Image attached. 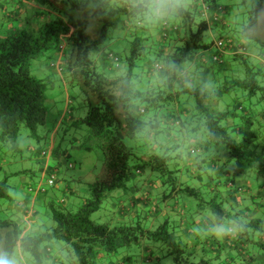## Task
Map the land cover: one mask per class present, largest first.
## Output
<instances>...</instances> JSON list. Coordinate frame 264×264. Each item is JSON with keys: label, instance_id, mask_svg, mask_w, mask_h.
Returning a JSON list of instances; mask_svg holds the SVG:
<instances>
[{"label": "trees", "instance_id": "trees-1", "mask_svg": "<svg viewBox=\"0 0 264 264\" xmlns=\"http://www.w3.org/2000/svg\"><path fill=\"white\" fill-rule=\"evenodd\" d=\"M207 5L213 7L216 23L230 11L216 0H188L178 22L146 27L132 18L127 0H0V146H9L22 159L25 148L30 158L46 159L48 165L54 157L60 164L72 157L62 148L66 133L84 124L87 140L101 149L104 157L96 176L89 171L94 175L91 196L83 198L77 210L66 200L77 192L65 178L70 185L60 206L48 203L54 222L49 242L65 243L69 264H159L166 259H172V264H264V201L247 198L246 189L239 184L246 176L264 182V59L252 61L245 74L238 65L214 61L220 51L212 53L213 43H203L204 34L212 27L202 15ZM258 19L256 9L241 39L250 36ZM119 28L126 41L120 52L107 44L110 31ZM230 39V49H236L234 61L241 60L244 56L239 54L238 39ZM241 45L246 52L250 50ZM51 47L61 62L49 57L48 67H57L63 78L81 88L87 113L74 117L69 100L48 128L53 120L49 122L47 101L58 98L50 95L51 77L37 78L31 67ZM165 56L192 64L199 79L214 87L201 94L199 89L191 92L153 83L151 69ZM120 69L138 83V94L144 97L139 113H131L113 95L114 74ZM233 94L235 101L227 102L221 110L219 104ZM246 100L256 107H248ZM58 106L59 102L51 107ZM146 113L151 115L148 120L141 118ZM59 116L65 120L57 131ZM146 122L157 131L155 142L138 138ZM23 127L38 147L25 144ZM45 127L47 130L41 131ZM203 127L212 132L211 138L201 134ZM192 132L198 145L188 150L185 160L181 142L192 138ZM129 140L134 144L128 146ZM87 149L92 150L90 146ZM193 149L201 152L192 154ZM202 157L206 159L200 160ZM215 157L222 163L215 162ZM6 158L0 153V168ZM74 167L70 164L68 169ZM11 175L0 182V219L14 215V207H22L10 195ZM194 179L202 188L192 185ZM134 187L141 197L134 208L125 198L128 205L122 211L129 216L119 220L122 211L110 206L120 205ZM155 191L163 202L173 203L171 207L181 206L180 211L154 222L143 206L146 195L150 198ZM23 202L30 204L31 196L26 195ZM105 202L109 218L107 215L104 222L99 218L103 224L96 223L92 215ZM26 209L31 211L30 206ZM208 210L226 219H242L244 230L223 238L205 232ZM138 257H144L142 262H136Z\"/></svg>", "mask_w": 264, "mask_h": 264}, {"label": "rangeland", "instance_id": "rangeland-1", "mask_svg": "<svg viewBox=\"0 0 264 264\" xmlns=\"http://www.w3.org/2000/svg\"><path fill=\"white\" fill-rule=\"evenodd\" d=\"M216 2L218 3V5L228 7L230 11L227 14V17H225L222 21L216 23L217 19L215 16H213V7L207 5V21L212 24V27L208 32L204 34L203 43L207 45L213 43L212 53H216L218 52V50L214 43L221 38L230 39L231 37H233L238 39L239 42H245L247 44L246 46L250 47V50H247V52L244 50V48H242L243 46L239 42L237 43V47L240 51L239 54L243 55L244 57L241 58V60L236 59L235 61L233 58H229V61L226 62V65L229 64L230 66L232 65V67L238 65L240 71L245 74L247 72L248 66H252V61L259 62L257 59H264V45H262V43H264V36H261L259 32L261 24L264 23V1L261 2V0H216ZM256 9L258 10L259 21L254 28L250 29L249 33L251 34V37L245 36V39H241L243 33L246 32V27L250 23V19L253 16V11ZM214 17L216 19V22L213 19ZM197 22H200V19H198ZM123 35L124 31H122L120 28L116 30L112 29L110 31L111 38L108 40L109 42L107 44H109L115 50H118V52H120L122 46H124L126 42L122 40V38H124ZM253 37H256L257 39L254 40ZM54 48L55 47H51L47 52L42 54L40 58H38L32 63L31 67V70L35 77L43 79L48 78V76L51 77V81L53 84L52 88L50 89V95L54 94L56 96L55 98H58L57 102H59V106L57 109L52 108L51 104H49V122L51 118L53 121L49 123L48 128H50L52 123L54 122L59 107L63 109L64 105L69 100H71L70 106L73 110L74 117L80 118L85 116L87 113V108L83 100L81 88L78 85L71 83L69 78H63L62 75L58 73V69H56L57 67L51 68L50 70L46 68V65H48L49 57H52V59H55L57 61L59 60V58L55 56V53H52L54 52ZM252 52H254L255 55L258 56L256 57L257 59H253ZM259 55L261 56L260 58ZM54 72L57 73L52 75ZM240 96L241 93L238 97ZM191 98V103H194V98ZM49 99H52V97H49ZM235 99L236 96L234 94L229 95V98L226 97V99L224 100L225 103H222L221 106L223 108H226V103L228 102L229 104H231L235 101ZM245 102L247 106L251 107L252 109L256 107L252 105L251 100H246ZM150 116V113H146L143 114L141 118L144 120H148ZM45 130H47V127L41 129V131ZM21 134L22 138L25 140V144L32 143L33 146L38 147V142L35 141L34 138L29 136V130L26 127L22 128ZM191 134L192 138H189L186 141L183 140L181 142L180 151H182L185 160H187L188 150L191 147L193 148L198 145L196 143L198 141L195 139L197 138V136H194L193 132ZM49 136H51V134ZM87 137L88 127L86 125L81 124V126H75L71 128L66 133L65 138L62 141V148L63 150H67L68 152H70L72 157L68 160H64L62 162V165H60L59 161L55 160L54 157H50L48 163L53 168L50 170L48 169L46 159H36L35 157L30 158L29 152H26V150H24L25 148L23 149L25 157L22 159L19 154L15 156L10 150L9 146H0V153H5V155H7V163L5 165L3 164V170L0 171V182L3 181L7 175H11L12 173H14V175H11L12 177L9 178L10 195L17 202L20 201L24 203L23 201L26 195L35 198V196L41 191L40 196L43 198V200L46 201L48 199V201L50 200V202L52 200L54 201V206H60V201L64 196L62 194V190H60V187L64 186V182L66 179L70 180L72 187L77 191V193L74 196H69V200L71 201V203H73V201L76 202V206L74 205L75 207L73 206V208L74 210H77L82 205L81 202L83 198H90V183L94 181V175L96 176L97 173L100 172L104 159L101 149H98L92 143V141L87 140ZM74 138L77 139V142L76 140H74ZM42 141L44 142L46 141V139L43 138ZM59 142H61V140ZM131 144H134V141L129 140L128 146H130ZM89 146L92 148V150L87 149V147ZM205 159L206 157L200 158V160ZM214 159H216L215 162L222 163L221 160H217L219 159V157H215ZM70 164H73L75 167L73 169H68ZM55 168H57L58 170H54ZM90 170L93 171V176H91V174L89 173ZM53 172H56L57 179L59 180V182L57 180L56 185L51 186L49 184V178L51 177ZM64 178L65 180L63 181ZM243 180H246V182H249L251 185L254 186V195H256L257 193L262 194V197L260 199L256 198L255 200L257 202H263L264 186L262 185L264 184V182L262 180H259L255 176H246L243 178ZM192 181V185L202 188L203 185L200 186L199 180L194 179ZM45 201L44 203H42L41 206H38V210L40 211V216L46 221L50 228L54 224L51 215L52 211L51 206L45 203ZM106 205L107 202H105V206H103L98 213L92 215V219L94 222L103 224L104 218L107 215V218H109V214H107L109 208ZM14 210L17 212L16 207H14ZM99 218H102L103 222ZM51 245L53 246L54 251L57 250L56 246H59V250H61L63 254L67 256V251L65 249L67 247L65 243L61 241H55V243ZM137 255H140L139 251L137 252ZM144 257L141 259H144ZM211 257L212 256H209V258ZM135 259L136 262H142L139 257ZM159 264H172V259H166L165 262L162 261Z\"/></svg>", "mask_w": 264, "mask_h": 264}, {"label": "clouds", "instance_id": "clouds-1", "mask_svg": "<svg viewBox=\"0 0 264 264\" xmlns=\"http://www.w3.org/2000/svg\"><path fill=\"white\" fill-rule=\"evenodd\" d=\"M188 7V0H127V8L134 20L150 27L170 21L178 22L183 11ZM264 36V23L259 28ZM253 39H257L253 37ZM151 80L161 86H175L201 94L208 93L214 86L210 81H201L196 68L187 62L179 63L167 56L158 60L151 69ZM137 81L123 69L114 74L113 95L133 113L143 109L144 97L138 94ZM203 136L211 138L212 132L203 127ZM138 138L155 142L157 131L147 123L138 133ZM208 226L205 232L218 238L232 236L243 231L245 221L235 218H224L212 210L206 213ZM200 231V229H196ZM49 225L33 211L23 207L12 216L0 219V264H69L59 246L53 250L48 239Z\"/></svg>", "mask_w": 264, "mask_h": 264}, {"label": "crops", "instance_id": "crops-1", "mask_svg": "<svg viewBox=\"0 0 264 264\" xmlns=\"http://www.w3.org/2000/svg\"><path fill=\"white\" fill-rule=\"evenodd\" d=\"M214 19V21L216 22V19H215V17L213 18ZM250 36H251V34H250ZM160 37H158L157 36V39H159ZM241 44H245V45H247L245 42H240ZM234 51H236V49L234 50H231V49H229L228 51H224V52H222L221 53V55L223 56V59H224V61H228L229 60V58H233L234 57V55H235V52ZM252 54H253V59H257L256 57H258L257 55H255V53L254 52H252ZM56 55V57L58 58V57H60V55H58V54H55ZM255 55V56H254ZM60 62H61V60H59ZM261 64L262 65H264V62L262 63L261 62ZM46 68L47 69H51V68H49L48 67V65H46ZM55 73H57V72H54L52 75H54ZM47 103H48V105L49 104H51V106L53 107L54 105H55V103H57V101L56 102H54L52 99H50V100H48L47 101ZM222 103L221 104H219V108L222 110V109H224L222 106ZM60 111H61V108H59L58 109V112L60 113ZM58 113V114H59ZM58 122H59V125H57L56 126V130L57 131H59L63 126L61 125V123H63V121L65 120H63L62 121V117L61 116H59L58 118ZM51 127H52V125H51ZM55 130V131H56ZM4 163V165L7 163L6 161L5 162H3ZM48 165H49V163H48ZM60 165H62V162L60 163ZM48 169H49V167H48ZM1 170H3V167L2 168H0V171ZM215 172V171H214ZM64 183H67L66 185H64V186H61L60 187V190H62V194L65 196V191L67 190L66 188H68L67 186H69L70 185V182L69 181H67V182H64ZM239 184H241V185H243V187L246 189V191H245V193L247 194L246 195V197L247 198H249V199H252V200H255L256 198H258L259 196H260V194L259 193H257L256 195H254V186L253 185H251L249 182H241V183H239ZM145 191V187H144V185H143V191L142 192H144ZM77 192V191H76ZM75 192V193H76ZM40 194L41 193H38L36 196H35V198H32L31 197V203L30 204H32V205H30V204H27L26 205V203H22V202H20V205L23 207V208H27V207H31V211H33L34 213H36V214H39L40 215V211L38 210V206H41L42 205V203H44V201L45 200H43V198L40 196ZM229 194V193H228ZM47 196V195H46ZM151 196V195H150ZM141 197V193H138V189H136L135 187L132 189V192H131V195L130 196H125L124 198H123V200H122V202H121V204L120 205H118V204H114V205H111L110 207H111V209H113L114 211H117V212H121L122 211V209H123V206H126L127 207V203L124 201L125 200V198H126V200L129 198L130 199V203L132 204V207L134 208V202L137 200V199H139ZM233 198H234V196H233ZM68 202H71L70 200H69V198L68 199H66ZM145 202H146V205L145 206H143V210H146V211H148V212H150V215H151V218L152 219H155V220H153L154 222L156 221V220H159V219H161L163 216H166L167 214H172V215H175L176 213H178L179 211H180V209H181V206H179V205H177V207H176V209L175 208H173V207H171L170 205H173V203H170V201H167V202H163L162 201V198L160 197V196H158L157 195V191H155V193L150 197V198H148V195H146V197H145ZM235 200V199H234ZM52 201V200H51ZM228 201L230 202V200L228 199ZM50 202V200L48 201V199L45 201V203H49ZM82 202H83V200H82ZM81 202V203H82ZM160 203V204H159ZM72 204H74V205H76V202L75 201H73V203ZM240 204V203H239ZM157 210V211H156ZM258 210H256L255 212H257ZM157 213V214H156ZM122 215H124L123 214V211H122ZM130 215H135V213H132V214H130ZM129 216V215H128ZM127 215H124V216H122V218H120L119 220H125L126 219V217H128ZM155 225H157V224H155Z\"/></svg>", "mask_w": 264, "mask_h": 264}, {"label": "built area", "instance_id": "built-area-1", "mask_svg": "<svg viewBox=\"0 0 264 264\" xmlns=\"http://www.w3.org/2000/svg\"><path fill=\"white\" fill-rule=\"evenodd\" d=\"M207 6H205V7H203V16L204 17H208V13H207ZM215 45H216V47H217V49L220 51L219 52V55H215L214 57H213V59H214V61H218V62H222L223 61V56L221 55V53L222 52H224V51H227V50H229L230 48H231V46L233 45V42H232V40L231 39H224V38H221V39H219V40H217L216 42H215ZM114 60L116 61V62H118V58H114ZM201 151L200 150H197V149H194V150H192V154H198V153H200ZM56 175L55 174H53L50 178H49V184L51 185V186H54L55 185V181H56Z\"/></svg>", "mask_w": 264, "mask_h": 264}]
</instances>
